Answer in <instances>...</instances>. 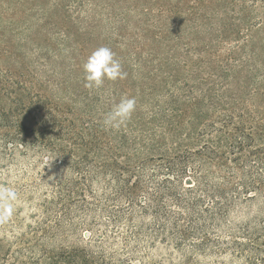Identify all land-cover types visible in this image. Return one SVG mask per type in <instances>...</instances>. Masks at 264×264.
I'll list each match as a JSON object with an SVG mask.
<instances>
[{
    "label": "trees",
    "instance_id": "obj_1",
    "mask_svg": "<svg viewBox=\"0 0 264 264\" xmlns=\"http://www.w3.org/2000/svg\"><path fill=\"white\" fill-rule=\"evenodd\" d=\"M109 1L117 6L120 0ZM148 2L158 8L160 23L138 22L137 28L168 26L178 35L187 25L199 44L194 50L221 59L210 66L215 91L187 94L186 102L196 108L175 109L180 121L188 113L202 120L198 134L205 140L170 155L132 160L122 152L126 141L104 142L99 133L106 131L98 123L80 119L78 126L41 99L28 107L19 100L15 110L0 109V171L5 176L13 174L20 157L59 153L52 166L59 175L40 212L18 235L1 234L8 247L0 264L9 257V264H131L136 250L156 245L182 251L178 264H195L198 255L218 260L226 254L243 264H264V89L255 94L249 87L261 82L256 75H264V65L254 63L260 54L249 39L260 24L253 12L264 9V0ZM68 3L64 9L69 10ZM9 4L17 9L19 3ZM85 6L80 0V10ZM250 60L244 75L249 86L238 82L239 90L230 88L231 74L239 77ZM200 102H208L209 110ZM26 110L29 125L18 117ZM9 142L23 147L8 149ZM122 155L127 156L123 161ZM251 203L257 204L253 213ZM232 215L247 219L235 223ZM79 233L80 244L67 243Z\"/></svg>",
    "mask_w": 264,
    "mask_h": 264
},
{
    "label": "rangeland",
    "instance_id": "obj_2",
    "mask_svg": "<svg viewBox=\"0 0 264 264\" xmlns=\"http://www.w3.org/2000/svg\"><path fill=\"white\" fill-rule=\"evenodd\" d=\"M10 1L14 5L19 3L18 8L10 7ZM67 1L0 0V109L15 110L19 100L28 107L31 100L41 99L47 106L72 117L78 126L80 119L98 123L106 131L103 136L99 133L104 142L110 139L117 145L122 139L126 141L122 152L132 160L152 154L170 155L178 149L200 145L206 138L198 134L202 120L188 113L180 121L175 109L181 111L190 105L196 108V104L186 102L187 94L215 91L214 77L210 76L214 71L210 66L214 63L217 66L220 57L194 50L199 44L193 40L194 31L187 25L178 34L183 39L168 26L159 31L148 26L137 28L138 22L160 23L158 8L151 7L148 0H120L117 6L113 5L116 1L84 0L83 10H80V0H69V10L64 9ZM253 17L259 18L260 24L252 28L249 39L260 54L254 63L261 68L264 65V9H256ZM99 46L112 49L127 76L116 81L106 80L99 89H89L85 87L82 64ZM251 63L252 60L239 77L231 74L230 88L239 90L238 82L248 81L244 75ZM257 76L261 80L257 85L251 87L245 83L255 94L256 90L264 89V75ZM122 96L135 97L136 110L120 129L106 128L103 115ZM255 103L262 105L261 100ZM198 106L209 110L208 102H200ZM39 114L35 111L37 117ZM18 117L24 124H32L27 110ZM59 142L69 148V143ZM76 153L80 155V149ZM125 155L120 160H125ZM39 157H20L9 177L0 171V185L5 182L14 186L19 197L7 226L0 224V236L13 237L23 232L33 221L32 214L40 212V203L51 193L59 174L51 167L43 169L40 176ZM250 205L253 213L257 204ZM238 216L233 222L247 219L246 215ZM67 243L80 244V233L69 237ZM156 246L136 250L131 264L179 263L182 251ZM7 247L6 241L0 240V263ZM195 259V264H243V260L229 254L218 259L221 263L212 256L198 255ZM123 260L129 262V258ZM11 261L9 257L6 264Z\"/></svg>",
    "mask_w": 264,
    "mask_h": 264
},
{
    "label": "clouds",
    "instance_id": "obj_3",
    "mask_svg": "<svg viewBox=\"0 0 264 264\" xmlns=\"http://www.w3.org/2000/svg\"><path fill=\"white\" fill-rule=\"evenodd\" d=\"M85 87L92 89L101 88L105 81L124 79L127 73L123 71L121 61L108 46L95 48L82 64ZM137 100L135 97L122 96L118 102H114L102 118L106 128L118 130L131 119L136 110ZM8 149L23 147V144L7 143ZM59 153L44 152L39 157V174L43 169H51ZM18 192L14 186L7 183L0 185V224H6L11 220L15 212L14 202L18 200Z\"/></svg>",
    "mask_w": 264,
    "mask_h": 264
}]
</instances>
